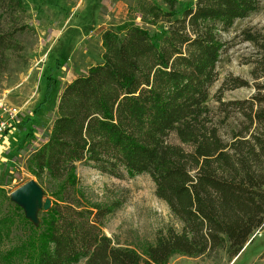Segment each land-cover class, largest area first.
Instances as JSON below:
<instances>
[{
	"label": "trees",
	"instance_id": "obj_1",
	"mask_svg": "<svg viewBox=\"0 0 264 264\" xmlns=\"http://www.w3.org/2000/svg\"><path fill=\"white\" fill-rule=\"evenodd\" d=\"M259 4L136 0L142 18L160 24L158 36L136 24L101 33V62L62 87L49 135L29 156L42 188L43 178L59 182L50 209L38 211L46 218L29 264H166L174 253L210 255L217 249L233 258L264 227V51L253 60L255 91L249 98L217 97L223 113L217 123L206 104L225 48L220 30ZM0 9L1 75L6 52L25 25L19 23L21 0H0ZM260 38L246 33L264 48ZM57 67L46 76L34 112L50 101ZM249 84L230 76L220 90ZM231 111L242 120L225 139L218 125ZM76 162L114 177L148 174L180 227L159 230L142 252L118 246L102 230L112 208L82 199L73 174Z\"/></svg>",
	"mask_w": 264,
	"mask_h": 264
},
{
	"label": "rangeland",
	"instance_id": "obj_2",
	"mask_svg": "<svg viewBox=\"0 0 264 264\" xmlns=\"http://www.w3.org/2000/svg\"><path fill=\"white\" fill-rule=\"evenodd\" d=\"M21 1L19 23L25 26L16 32L15 42L6 52L7 66L0 75V105L19 110L15 127L0 141V264H29L40 244L42 220L46 217L37 215V223L30 221L11 200L10 193L29 179L37 182L30 170L29 156L49 135L62 87L101 62L103 31L109 28L122 31L126 25L136 24L158 36L160 26L142 18L136 0ZM247 32L260 35L264 43V0H260L257 11L220 30L225 48L216 63L218 78L209 88L206 103L216 123L223 117L217 97L222 101L247 99L255 91L253 60L261 56L264 48L247 40ZM55 65H58L53 72L56 88L48 104L34 112L42 99L46 76ZM230 76L247 79L250 84L220 90L224 79ZM241 120L239 112L231 111L225 123L218 125L219 134L228 139ZM73 174L82 199L112 208L103 219L102 230L118 246L142 252L144 245L155 241L159 230L167 225L180 227L167 204L156 196L155 185L146 173L114 177L76 162ZM42 182L45 196L51 199V192L59 182L46 178ZM166 264H264V227L255 231L233 258L217 249L210 255L174 253Z\"/></svg>",
	"mask_w": 264,
	"mask_h": 264
},
{
	"label": "water",
	"instance_id": "obj_3",
	"mask_svg": "<svg viewBox=\"0 0 264 264\" xmlns=\"http://www.w3.org/2000/svg\"><path fill=\"white\" fill-rule=\"evenodd\" d=\"M10 198L33 223L38 222L39 210L47 211L51 207V199L45 196L43 188L34 179H29L11 191Z\"/></svg>",
	"mask_w": 264,
	"mask_h": 264
},
{
	"label": "built area",
	"instance_id": "obj_4",
	"mask_svg": "<svg viewBox=\"0 0 264 264\" xmlns=\"http://www.w3.org/2000/svg\"><path fill=\"white\" fill-rule=\"evenodd\" d=\"M0 139L5 135L7 129L12 127L14 124V120L19 115V110L17 107L11 106H3L0 105Z\"/></svg>",
	"mask_w": 264,
	"mask_h": 264
},
{
	"label": "crops",
	"instance_id": "obj_5",
	"mask_svg": "<svg viewBox=\"0 0 264 264\" xmlns=\"http://www.w3.org/2000/svg\"><path fill=\"white\" fill-rule=\"evenodd\" d=\"M14 127L15 126H12L10 130L0 139V141L3 140L8 134H10Z\"/></svg>",
	"mask_w": 264,
	"mask_h": 264
}]
</instances>
